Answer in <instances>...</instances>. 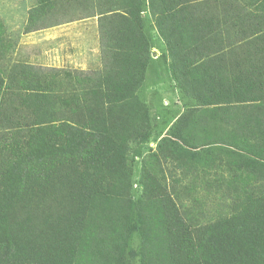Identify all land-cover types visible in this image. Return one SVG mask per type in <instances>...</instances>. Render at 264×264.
<instances>
[{"label":"trees","instance_id":"obj_1","mask_svg":"<svg viewBox=\"0 0 264 264\" xmlns=\"http://www.w3.org/2000/svg\"><path fill=\"white\" fill-rule=\"evenodd\" d=\"M63 3L102 68H0V264H264V0H37L24 32ZM152 32L183 110L135 198ZM198 193L216 214L183 212Z\"/></svg>","mask_w":264,"mask_h":264},{"label":"rangeland","instance_id":"obj_2","mask_svg":"<svg viewBox=\"0 0 264 264\" xmlns=\"http://www.w3.org/2000/svg\"><path fill=\"white\" fill-rule=\"evenodd\" d=\"M36 3L37 0H0V68L11 71L13 66L24 64L42 70L64 69L87 74L101 69L97 19H80L73 14L75 8L72 5L63 3L58 8L62 15L50 21L58 22V25L25 33L28 10ZM151 35L152 61L146 69L141 94L149 112L150 137L141 145V156H134L131 161L132 195L135 198L140 194L138 181L141 171L146 170L152 174L159 172L158 164L147 154L154 152L159 139L166 135L170 125L183 110L182 101L161 58V41L154 32ZM168 171L165 170L164 176L170 182ZM209 199L211 197L208 195L198 193L193 198L182 197L179 204L185 213L193 212L198 216L200 211L215 210L216 214L219 199Z\"/></svg>","mask_w":264,"mask_h":264}]
</instances>
